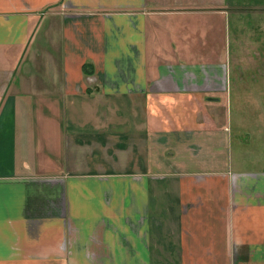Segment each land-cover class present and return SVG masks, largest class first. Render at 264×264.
Here are the masks:
<instances>
[{"label": "crops", "instance_id": "0c3cea01", "mask_svg": "<svg viewBox=\"0 0 264 264\" xmlns=\"http://www.w3.org/2000/svg\"><path fill=\"white\" fill-rule=\"evenodd\" d=\"M224 1L0 0V264H264Z\"/></svg>", "mask_w": 264, "mask_h": 264}, {"label": "rangeland", "instance_id": "374dc122", "mask_svg": "<svg viewBox=\"0 0 264 264\" xmlns=\"http://www.w3.org/2000/svg\"><path fill=\"white\" fill-rule=\"evenodd\" d=\"M224 7L221 17L204 19L214 34H222L215 58L208 59L230 68L221 109L238 151L236 176L252 177L254 172L264 174V0H225Z\"/></svg>", "mask_w": 264, "mask_h": 264}, {"label": "water", "instance_id": "95a60500", "mask_svg": "<svg viewBox=\"0 0 264 264\" xmlns=\"http://www.w3.org/2000/svg\"><path fill=\"white\" fill-rule=\"evenodd\" d=\"M209 100H214V99H212V98H209ZM216 100V99H215Z\"/></svg>", "mask_w": 264, "mask_h": 264}]
</instances>
